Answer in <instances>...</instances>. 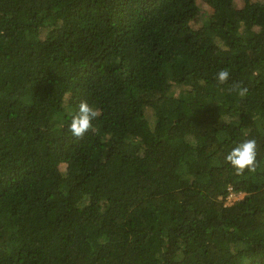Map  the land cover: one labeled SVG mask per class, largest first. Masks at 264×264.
Wrapping results in <instances>:
<instances>
[{"label":"trees","instance_id":"trees-1","mask_svg":"<svg viewBox=\"0 0 264 264\" xmlns=\"http://www.w3.org/2000/svg\"><path fill=\"white\" fill-rule=\"evenodd\" d=\"M0 264H264V0H0Z\"/></svg>","mask_w":264,"mask_h":264},{"label":"clouds","instance_id":"clouds-1","mask_svg":"<svg viewBox=\"0 0 264 264\" xmlns=\"http://www.w3.org/2000/svg\"><path fill=\"white\" fill-rule=\"evenodd\" d=\"M218 84H224L230 78L228 69H220L215 73ZM243 94V92H242ZM98 112L94 105L86 100L80 101L75 109H69L66 120H61L59 126L66 124L67 132L72 138L79 140L93 130ZM225 164L237 175L247 171L254 172L260 163L258 146L253 138L240 139L234 142L223 157Z\"/></svg>","mask_w":264,"mask_h":264},{"label":"rangeland","instance_id":"rangeland-1","mask_svg":"<svg viewBox=\"0 0 264 264\" xmlns=\"http://www.w3.org/2000/svg\"><path fill=\"white\" fill-rule=\"evenodd\" d=\"M242 196H243L242 194L239 196L233 195V197L228 201V204H232V203H234V201L240 200L242 198Z\"/></svg>","mask_w":264,"mask_h":264}]
</instances>
